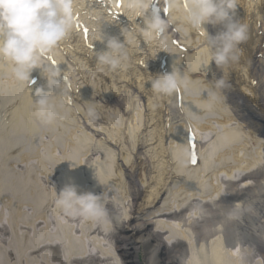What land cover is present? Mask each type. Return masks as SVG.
I'll return each instance as SVG.
<instances>
[{
    "label": "bare ground",
    "instance_id": "obj_1",
    "mask_svg": "<svg viewBox=\"0 0 264 264\" xmlns=\"http://www.w3.org/2000/svg\"><path fill=\"white\" fill-rule=\"evenodd\" d=\"M183 1L177 0V4ZM164 2L165 20L169 26L161 37L149 41L145 35V27L136 31L130 29L129 32H124L128 30L126 26L123 28L124 31L115 30V38L123 44L126 58L122 60L120 68L111 70L107 65L97 64L96 53L107 51L106 42L95 43L96 49L89 48V42H82L85 35V28L82 27L84 20L93 13L106 16L107 12L113 11L110 3L107 0H74V4H80L82 8L81 18L76 16L82 26L77 25L70 37L53 52L63 60L65 57L80 60L86 67L84 69H87L88 74L86 71L83 73L81 69L68 71L67 78L77 86H71V93H74V89L83 91L90 88L94 89L97 97L87 98V101L73 106L72 113L77 119L75 122L78 128L80 127V131L91 143H99L98 137L102 138V132H105L113 135L108 139L110 144L117 143L120 146L127 138L128 129L125 131L117 129L116 125L124 118H132V113H135V116L143 119L145 131L141 136L140 146L136 150H131L127 156L123 155L116 164L117 178L111 179L114 187L105 190V193L109 194L107 199L102 201L107 210L104 220H86L77 215L78 218H72L73 222L70 221V226L67 224L62 228L65 240L43 242L42 250L45 254L50 253L53 256L62 254L56 246L66 247L68 244L66 241L76 232L81 239L75 238L68 246L73 251L84 252L80 255L82 259L80 264H264V159H261L264 156V90L260 91L261 80L258 78L259 70L264 68V0H235V18L247 26L248 37L239 45L241 51L238 62L229 63L225 68L208 66L204 73L194 70L190 76L188 88L192 94L213 91L219 95L217 103L205 100L198 102L196 100L205 97L193 96L186 98L184 106L185 109L190 107L193 110L197 106L201 112H212L214 114L212 125L210 121L188 124L183 115L174 117L173 113L177 116L175 93L168 96L152 89L151 82L155 76L168 73L166 62L171 50L166 44H173L177 67L180 66L181 53L187 56L188 63L192 64L191 58H202L208 52L211 54L213 52L206 38L207 34L202 35L197 30L193 42L189 46L186 45L183 39L185 13L180 9L179 13L183 15L175 16L169 11L167 0ZM151 4L152 2L150 6ZM103 10L107 12L104 13ZM156 11L163 18V5L160 2L156 6ZM139 16L136 12L135 17ZM125 19L126 17L118 19L116 25L124 24ZM131 25L135 28L138 26L135 22ZM112 26L115 29L114 24ZM216 26L218 33L223 30L222 25ZM204 27L209 35L218 34L215 26L206 24ZM172 30L177 33L175 39L168 35ZM113 32H103V35L110 38ZM90 33L95 35L96 32L90 30ZM51 57L52 53L45 59L49 60ZM37 77L39 76L36 75ZM221 79L224 85L216 87V81ZM61 82L63 83L62 80ZM41 83L44 84L42 88L48 89L46 77L45 82L41 78L39 83L32 84L30 89H38L39 85H43ZM208 85L216 91L211 90ZM132 94L136 96L133 97ZM211 98L212 96H209V99ZM122 99L124 103L127 100L133 107L132 113L128 110L127 113L123 112L124 117L108 103V101L119 103ZM225 101L229 106L225 105ZM89 113L94 114L97 125L99 119H103L102 122L105 121L107 124L105 128L100 129V136L98 127L94 129L87 125L89 124L87 120L83 122V116ZM56 121L64 123L61 118H57ZM219 128H222V131H218ZM34 130L35 127L30 125V132ZM114 130L115 135L111 134ZM193 131L196 151L202 163L201 172L196 173L198 163L193 166L190 163L191 157L188 161L186 148L182 147L183 153L178 156L172 144L173 141L180 142V138L186 139L191 148ZM242 132L249 139H242L240 137ZM212 135V140L201 146L200 140L208 139ZM220 135L224 139L216 142L215 139ZM167 138L171 140L168 145ZM225 141L228 146L221 147ZM212 145L224 152L216 159L219 165L223 158L227 161V157L237 163L244 162L246 155L243 151L246 148L252 149L258 156L254 161L255 165L251 166L256 171H251V164L248 163L247 168L243 170L244 175L232 177V182L227 184V190L222 193L218 172L207 176L204 172L210 156L200 153L201 150L204 153L208 152ZM98 150H104L107 155L104 157L101 151L102 155L98 152L96 157L92 158L88 152L85 159L88 162L105 163L102 167L114 166L112 160L116 155L108 153L101 143L96 147V151ZM66 157L71 158L68 155ZM177 159L186 162L175 164ZM151 161L153 165H157L160 173L154 172ZM188 165L190 171L201 178V182L196 180L192 183L193 194L190 196L199 209L189 214L187 218L182 216L183 213L178 218L176 214L172 215L173 207L161 209L159 205L166 193L169 195L168 198H171L169 192L171 186L183 180V170ZM205 182L213 187V193L198 199L195 195L196 187ZM52 184L54 191L58 187V179ZM115 188L121 189L119 199L109 204L115 197ZM177 192L179 195L173 196L172 202L177 205L176 210H179L181 204L189 202L190 198H187L188 192L184 187ZM221 195L226 197V201L220 199L216 202ZM0 203L1 206L9 208L8 204L2 201ZM223 203L225 208L222 213L225 214V218L221 221L218 217H213V209L222 206ZM56 209L57 207L53 206L54 215ZM72 223L76 226L72 227ZM205 227L212 233L207 240ZM25 231L22 236H28L30 233L27 228ZM18 236L16 233L7 241L11 248ZM27 244L26 238H18L19 247L24 248ZM22 253L24 252L20 254ZM30 263L29 258L26 262L18 260L13 262Z\"/></svg>",
    "mask_w": 264,
    "mask_h": 264
},
{
    "label": "clouds",
    "instance_id": "obj_2",
    "mask_svg": "<svg viewBox=\"0 0 264 264\" xmlns=\"http://www.w3.org/2000/svg\"><path fill=\"white\" fill-rule=\"evenodd\" d=\"M169 10L180 5L177 0H167ZM129 9L150 7V0L136 3L129 0ZM187 23L202 35L205 33L212 52V61L217 67L238 62L239 45L247 40V26L235 18V0H186L183 4ZM222 25L216 36L208 34L204 25ZM145 35L151 41L159 38L168 28V21L157 11H152L145 22ZM74 0H0V58L10 62L15 79L32 84L31 74L41 69V61L66 41L76 29ZM107 51L96 53L97 64L107 65L111 70L121 67L126 58L123 44L116 38H107ZM49 90H35L36 117L44 125L52 124L58 117L53 89L61 87L58 70L48 68L43 74ZM66 83V81H65ZM152 89L171 96L183 87V79L173 68L171 73L157 74L151 82ZM224 81H216V87ZM107 193H79L75 185H66L59 194L57 204L65 214L86 220L103 221L107 210L103 200Z\"/></svg>",
    "mask_w": 264,
    "mask_h": 264
},
{
    "label": "snow or ice",
    "instance_id": "obj_3",
    "mask_svg": "<svg viewBox=\"0 0 264 264\" xmlns=\"http://www.w3.org/2000/svg\"><path fill=\"white\" fill-rule=\"evenodd\" d=\"M85 34H87V29H84ZM91 47V45H90ZM54 63V61H53ZM64 80L67 81V77H64ZM253 83H255V81H253ZM178 99L180 101V107L181 109L183 108V94L181 91L178 92ZM69 103H71V100L68 101ZM191 149H192V154H191V160L190 163L195 166L198 162H199V157H198V153L196 151V143H195V133L193 131L192 133V140H191Z\"/></svg>",
    "mask_w": 264,
    "mask_h": 264
}]
</instances>
